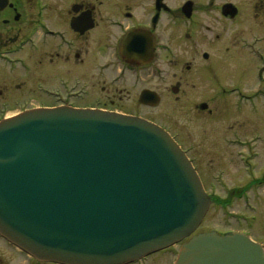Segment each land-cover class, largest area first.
Returning <instances> with one entry per match:
<instances>
[{"label": "water", "instance_id": "obj_1", "mask_svg": "<svg viewBox=\"0 0 264 264\" xmlns=\"http://www.w3.org/2000/svg\"><path fill=\"white\" fill-rule=\"evenodd\" d=\"M210 206L155 124L71 108L0 121V234L40 262L127 264L189 239L176 264H264L246 235H194Z\"/></svg>", "mask_w": 264, "mask_h": 264}, {"label": "rangeland", "instance_id": "obj_2", "mask_svg": "<svg viewBox=\"0 0 264 264\" xmlns=\"http://www.w3.org/2000/svg\"><path fill=\"white\" fill-rule=\"evenodd\" d=\"M81 1L89 7L97 6L101 9L98 13V28L84 39L74 37L76 48L73 53L58 55L55 47L51 46L41 53L24 55L35 68L33 73L18 71L11 76L0 70V113H15V102L27 108L43 102L49 105L51 103L38 91V84L55 87L60 78L73 80L79 77L92 92L84 105L93 104L99 99L104 103L103 106L107 104L106 107L121 112L130 113L140 109L144 117L165 125L188 151L207 192L214 200L209 214L195 235L211 231L220 234L238 232L253 226L250 229L252 238L264 242V226L260 230L264 224V97L247 102H240L234 96L232 99L225 98L219 94V86L215 85L212 92L208 91L199 79H191L182 68L183 75H172L169 82L160 87L164 95L163 104L154 110L143 108L138 104L137 92L130 90V75L124 80L127 85L118 84L116 88L111 87L109 82L117 70L108 45L121 33L109 25L108 19L119 18L129 26L130 0ZM22 3L20 10L25 12V19L18 28L12 25L4 27L1 23L0 40H9L29 27L34 10L30 0H23ZM73 3L69 7L63 4L54 8L48 20L54 28H68L66 23L71 16L68 11ZM234 3L243 8L246 22L243 28L234 30L228 42L210 44L206 48L212 55L208 64L213 66V63L219 62L217 74L222 78L220 82L223 85L242 84L246 91H250L257 85L254 76L257 63L242 48L240 39L251 38L256 34L264 35V0H234ZM205 25L213 26L211 20H207ZM167 38L171 41L169 33ZM174 38L171 42H174ZM97 43L103 45L104 52L98 53L95 50ZM107 60L114 63V66L101 81L95 80V65ZM195 62L197 71L201 65L206 64L199 62V59ZM147 87L154 88L153 83ZM175 91L176 95L173 93ZM112 101L114 104H111ZM239 139L245 142L246 147L240 149L234 146L233 142ZM241 154L245 155L246 160L243 162ZM156 259L150 264L172 262L169 255H160ZM20 263L33 264L25 255L0 240V264Z\"/></svg>", "mask_w": 264, "mask_h": 264}, {"label": "flooded vegetation", "instance_id": "obj_3", "mask_svg": "<svg viewBox=\"0 0 264 264\" xmlns=\"http://www.w3.org/2000/svg\"><path fill=\"white\" fill-rule=\"evenodd\" d=\"M22 1L0 0V29H2L1 23L4 24V27L10 25L20 27L25 19V12L20 10ZM30 1L34 14L29 27L13 35L14 37L9 40H0V70H4L6 74L11 76L18 71L34 72L35 68L30 65L29 60L24 55L41 53L51 46L55 47L58 55L65 52L73 53L76 48L73 38L84 39L99 26L98 13L101 9L91 5L89 7L81 0ZM73 1V7L71 6L68 11L71 13L66 23L68 28H54L48 21L50 20L49 15L58 5L67 4L69 7ZM22 4L24 5V2ZM207 20H211L213 26L205 25ZM108 22L112 28L121 33L115 37L112 44L108 45V50L112 53L117 70V74L109 81L110 86L116 87L118 84L123 85V83L127 85L124 80L127 75H130V90L137 92L138 104L145 109H158L163 104L164 95L160 92V87L165 86L172 75L177 73L183 75L182 68L187 71L191 79H199V82L208 91L212 92L215 85L219 86V94L225 98L232 99L234 96L236 100L244 101L264 94V35L256 34L251 38L240 39L242 48L247 50L248 55L253 57L257 63L254 75L257 83L255 89L246 91L242 84L223 85L220 82L222 78L217 74L218 68H220L219 62L213 63V66L208 64L212 60V55L210 51H206V48L210 44L219 45L221 42H228L230 36L234 34V30L243 28L246 22L243 8L235 5L234 0H130L131 23L129 26H126L123 20H119V18H109ZM128 31H130V56L129 60L125 61L121 56L120 47ZM168 33L171 41L173 36L175 37L174 42L168 40ZM179 49L182 56L178 53ZM95 50L102 53L104 47L101 43H97ZM198 59L199 62L206 63L201 65L199 71L196 69L197 63L195 62L196 60L198 62ZM95 66V80L101 81L114 66V63L107 60L105 63H97ZM226 79L228 78L226 77ZM152 83L154 88L147 87ZM179 84L182 82L179 81ZM38 91L51 104L47 105L43 102L35 107L27 108L25 105L15 102L17 110L15 113L2 112L0 116L15 115L35 108L65 106L76 109L98 108L109 112H121L116 108L106 107L107 104L103 106L104 103L99 99L93 104L86 103L84 105L92 92L79 77H75L73 80L60 78L55 87L38 84ZM173 93L174 95L177 94L176 91ZM111 104H114V101ZM121 113L142 117L161 126L172 135L170 130L161 122L144 117L140 109L135 112ZM233 144L240 149L246 147L245 142L240 139L239 141L235 140ZM240 158L242 162L246 160L245 155L241 154ZM252 227L238 232L250 235ZM255 240L257 241V239ZM258 241L264 246L262 240ZM179 248L177 246L164 250L134 264H150L153 260H157L156 258L160 255H169L172 258L171 264H175ZM30 260L33 264H39L35 260Z\"/></svg>", "mask_w": 264, "mask_h": 264}, {"label": "bare ground", "instance_id": "obj_4", "mask_svg": "<svg viewBox=\"0 0 264 264\" xmlns=\"http://www.w3.org/2000/svg\"><path fill=\"white\" fill-rule=\"evenodd\" d=\"M208 214H209V213H208ZM263 216H264V214H263ZM263 226H264V224L261 225V228H260L261 231H262V227H263ZM263 229H264V227H263Z\"/></svg>", "mask_w": 264, "mask_h": 264}]
</instances>
